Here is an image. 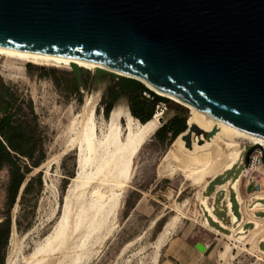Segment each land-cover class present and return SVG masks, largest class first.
I'll return each instance as SVG.
<instances>
[{
	"label": "water",
	"instance_id": "1",
	"mask_svg": "<svg viewBox=\"0 0 264 264\" xmlns=\"http://www.w3.org/2000/svg\"><path fill=\"white\" fill-rule=\"evenodd\" d=\"M0 45L125 71L264 137V0H0ZM72 67L81 81L88 69ZM96 76L176 102L105 69Z\"/></svg>",
	"mask_w": 264,
	"mask_h": 264
},
{
	"label": "rangeland",
	"instance_id": "2",
	"mask_svg": "<svg viewBox=\"0 0 264 264\" xmlns=\"http://www.w3.org/2000/svg\"><path fill=\"white\" fill-rule=\"evenodd\" d=\"M28 63H32L33 66L29 67ZM51 69L57 71L60 84H57L52 78ZM96 70L97 68L94 70L88 69L87 73L83 74L86 77L85 82L87 84L81 85L84 82L83 79L78 81L80 89L76 92L74 91L73 83L76 75L72 68L21 62L0 56V76L14 91H17L27 101L31 100L33 102L44 133V145L47 151L46 160L53 157L50 166L45 164L41 169L35 168L27 177L29 179L41 173L43 179V188L39 194L35 212L29 216L28 220H25V225L31 223L30 228L24 230L17 228L16 218L21 208L20 198L17 199L11 209L12 232L6 259L11 248H16L15 252H18L16 264H21L22 258L28 255L36 245L47 237L62 219L66 194L72 177L76 175L78 164V150L76 148L69 149L64 155L61 154L66 148V142L70 136L69 127L73 119L72 112L80 111L85 97L89 95L93 98L96 111L95 117L98 124L103 119L106 122L111 119L112 111L107 117L104 114L105 102L108 100L106 96L108 89L118 79L111 80L108 76L97 77ZM117 72L123 75V72L119 70ZM145 92V95L153 97L149 92ZM183 102L188 104L186 101ZM120 104L121 106L124 105V109H129L125 96L121 97L114 107L116 105L120 106ZM181 105L184 104L171 100L160 101L155 113L165 112L163 115L165 123L177 114L176 108L181 107ZM184 106L189 114L190 106ZM196 123L214 127L203 121ZM118 124L120 129L127 127L125 118L121 116H118ZM196 133L200 136L203 134L207 141L205 143H209V138H207L205 131L200 129ZM220 133L223 134L221 130ZM171 138L162 142L158 138L157 133L154 132L144 141L130 166V170H133V175L119 200L116 217L114 216L113 218L112 216L109 218L111 225L108 222V226H112L111 229L109 230V227L105 226L107 229H104L105 231L103 232V228H105L103 226L100 232H96L99 242L94 236L95 234H91V238L89 237L87 240L88 245L86 244L90 247H85V249L81 250V252H84L81 264H84L86 260L85 264H152L159 235L166 223L177 215L168 205L173 200L182 201L184 199H187L184 214L159 249L156 264H165L169 246L174 238H180L189 245H195L197 242L209 245L207 252H205L208 258L205 257V259H209L210 264H264V239L256 249L253 248L255 242L264 234V217L261 218L263 220L252 218L253 210L247 207L246 220L254 219L255 225L248 223L246 227H243V222H240V219L234 214L233 221H239V227L237 223H233L229 225L230 228H223L214 222L207 212L203 214L204 206L197 195L198 192H202V195H204V191H201V184L205 180L209 179L211 181L218 177L215 182H222L226 179L235 178L242 170L243 165L235 164L231 169L224 170L226 167L225 161L224 168V164L214 168L218 163V159L214 156V153L208 150L206 144L203 149H199L195 145L193 150L187 152L186 142L184 141L183 144L178 142L174 146L178 153L182 154V158H179L175 150L168 145ZM98 139L104 140L103 137ZM246 142L248 141L240 139L235 144L236 156L240 154L239 158L242 157L241 151ZM187 145H191V139ZM249 148L250 146H248ZM221 149L223 151L222 142ZM90 170H92V166ZM222 170L224 171L219 173ZM225 172L226 174H224ZM214 175L217 176L214 177ZM242 179L243 177H240L238 180L237 191L239 192V199L244 202L246 194L242 190ZM8 183L9 171L5 167L0 170V221L8 210L6 205ZM221 186L227 187V184ZM213 189L214 183L210 185L208 192H212ZM89 195L87 194V197ZM260 196L262 195H258V197ZM233 199L235 202L234 209L237 212V202L235 197ZM30 200L32 205L34 197H30ZM262 202L258 200L254 209L264 207ZM208 209L211 215L217 219L212 205ZM216 213L220 217H224L225 221H229V218L225 217V212L217 210ZM259 214L264 216V213ZM205 216H208L211 224L205 219ZM214 226L220 229L221 232L217 231ZM74 235V238L70 240H76L75 244L73 242L71 245L70 242L69 255H72L68 256V259L67 257L63 259L59 254H55L54 258H52L53 256L51 257V260L58 257L56 258L57 260H54V264H60L61 262V264H69L72 261V257H76V253L80 252L78 245L81 242V239H79L81 234L79 235L77 232ZM89 241L91 245L96 242L98 244H94L95 247L92 248L93 245L91 246ZM73 245H76L75 248ZM78 247L79 249L77 250ZM87 249L90 252H87ZM72 250H77L73 252L75 255L71 252ZM89 255L90 257H88ZM51 260H48L50 264Z\"/></svg>",
	"mask_w": 264,
	"mask_h": 264
},
{
	"label": "bare ground",
	"instance_id": "3",
	"mask_svg": "<svg viewBox=\"0 0 264 264\" xmlns=\"http://www.w3.org/2000/svg\"><path fill=\"white\" fill-rule=\"evenodd\" d=\"M0 56L16 59L21 62H33L36 64L54 65L72 69L73 63H76L78 66H80V68L84 67L90 70H94L96 68H108L105 70L113 72L124 79H134L143 82L148 91H153L160 96L171 98L176 102H181L188 107L190 106L189 116L191 118V123L188 121V124L190 123V127L187 128L189 129V132L186 136H190L192 141L191 133L194 129L197 130L198 128L205 131L207 136L214 134L215 143L220 147L222 141V148L225 153L224 162L226 161V167L224 170L231 169L238 159H240V154L236 156L235 152V144L238 140L241 139L258 144L264 142V137L261 135L244 131L233 125L220 121L202 109L196 107L189 100L165 93L150 83L138 78L137 76L119 70L123 72L122 75L117 72L118 69L106 66L104 64L90 62L69 56L40 53L1 45ZM183 101L188 102V104ZM123 106H121V104L120 106L116 105L112 110L111 119L109 122H106V120L103 119L102 122L98 124L97 118L95 117L96 111L93 98L92 96L87 95L80 111L72 112L73 119L69 127L70 136L66 142V148L61 154L64 155L67 151H69V149L76 148L78 150V164L76 175L72 177L71 184L66 194L62 219L47 237H45L38 245H36L34 249L28 253V255H25L22 258L21 264H50V261L48 262V260H51L52 256V258H54L55 254H59V256L63 259H65V257L68 259V256L72 255H69L70 242L72 245V243L74 242L75 244L76 241H70L72 238H74V234L77 232L79 235L81 234V238H79L81 239V242L79 241L80 244H77L80 247L79 251L81 252V250L85 249V247H90L87 246V240L90 236H92L91 234L94 233V236H96L97 239L96 232H100L103 226L107 227L109 218L112 216L114 218L115 214H117L116 212L118 209L119 200L128 187L130 178L133 175V170H130L132 161L139 152L144 141L151 133L156 132L157 129L162 125L164 121L163 115L165 113L157 112L153 118L147 122H142L132 113H130L128 109H124ZM118 116L125 118L127 127H122L121 129L119 128ZM199 121H203L204 123H208L214 127H208L204 124L195 123ZM220 130L223 132V140L221 139ZM196 135L198 134L196 133ZM102 137L104 140L98 139ZM246 143L243 150L241 151L242 155L245 151V147L247 145ZM52 161L53 157L45 160L37 169H41V167L45 164L50 166ZM91 166L92 170H90ZM48 169L50 168L48 167ZM224 170L219 171V173H222ZM216 176L217 175H214V177ZM239 178L233 181V186L236 190L238 188ZM209 183V179L205 180L201 184V191H205ZM87 194L90 195L87 197ZM197 195L203 206L207 207V209L211 207V204L209 203V197L202 195V192H198ZM186 201L187 199L182 201L173 200V202L168 205V207L173 209L177 215L173 216L166 223L164 229L159 235L156 241V250L152 264L157 263L159 249L163 246L167 237L173 232L178 220L183 216ZM262 203L264 204V202ZM106 227L103 228V232L107 229ZM111 227L112 226L109 227V230ZM15 236L17 235L15 234ZM90 241L92 242L91 239ZM99 241L100 240H98V242ZM94 244L98 243H93V246L90 243L92 248L95 247ZM75 246L76 245H73L74 248ZM15 249L11 248L5 264L17 263L16 255L18 252H15ZM77 250L74 251L76 252ZM74 251L72 250L71 252L73 253ZM86 251L88 252L89 250L87 249ZM80 252H78V254L76 253V257H72V261L70 262L71 264L82 263L81 259H83L84 252ZM73 254L75 255V253ZM88 257H90V255ZM56 258L58 257H55V259ZM54 260H51V264H54Z\"/></svg>",
	"mask_w": 264,
	"mask_h": 264
},
{
	"label": "trees",
	"instance_id": "4",
	"mask_svg": "<svg viewBox=\"0 0 264 264\" xmlns=\"http://www.w3.org/2000/svg\"><path fill=\"white\" fill-rule=\"evenodd\" d=\"M29 67L33 66L28 63ZM53 70V71H52ZM51 76L57 84H60L59 76L55 69H51ZM85 82L86 77L82 76ZM74 91L78 92L80 85L77 77L74 80ZM126 97L129 106V112L132 113L142 122H147L155 116L156 107L159 104L154 97H149L137 90L131 94L119 92V82L108 89L105 102L104 114L106 117L113 110L114 105L121 97ZM177 114L161 125L155 133L158 138L165 142L170 137L168 143L175 150L177 157L182 158V154L178 153L174 147L176 144L186 142L185 136L189 132L190 127L189 114L184 107L176 108ZM188 121L190 122L188 125ZM196 123V122H195ZM187 129V130H186ZM191 145L187 146V152L195 148L205 147L206 138L203 134L196 135V130L192 131ZM209 143L206 144L208 150L214 153L218 159V163L214 168L224 164L225 155L221 147L215 143L214 135L207 136ZM223 140V134L221 133ZM195 142V143H194ZM222 142V141H221ZM47 158V151L44 145V133L41 128L39 115L36 112L34 104L31 100L27 101L17 91L5 83L0 76V170L7 167L9 171V183L7 186V202L8 207L4 218L0 221V264H5L7 248L12 232V215L11 209L15 205L19 196L20 190L27 181L21 197H20V212L16 218V225L19 230L28 229L31 223L25 225V220L34 214L36 203L39 194L43 188V179L41 173L37 176H32L29 179L28 175L33 169L38 168ZM28 179V180H27ZM30 197H34V202L30 204ZM30 204V205H29ZM30 207V208H29Z\"/></svg>",
	"mask_w": 264,
	"mask_h": 264
},
{
	"label": "built area",
	"instance_id": "5",
	"mask_svg": "<svg viewBox=\"0 0 264 264\" xmlns=\"http://www.w3.org/2000/svg\"><path fill=\"white\" fill-rule=\"evenodd\" d=\"M246 147H245V151L242 155V157L240 159H238V161L235 164H242L243 168L240 171V173L238 174V176L236 177H243L242 182H243V186H242V190L244 191V193L246 194V198L244 199V202H242L239 199V192L234 188L233 189L235 191V199L236 201L239 203L240 205V222H243V226L246 227V224L248 223H254V219H247L246 220V208L248 207L250 210H253L252 213V218H256V219H261L262 215H260L259 213L264 212V208H256V203L258 200H261L264 202V142L262 143H254V142H250L248 141L246 143ZM248 146L252 147L254 146L255 148L253 149V151L250 153L249 155V159L248 161H246V155L248 152ZM251 187V190L249 192H247V187ZM224 195L220 200V208L223 209H227V211H230L232 208V201H231V195L230 193H228L227 189H224ZM243 194V192H242ZM258 195H262L260 197H258ZM213 207V212L215 211V203L212 204ZM208 213L209 216L215 221V218L211 215V212L209 209H207V207L204 206V210H203V214ZM205 219L209 222V218L208 216H205ZM233 216L231 217L232 223H237V226L239 227L240 222L239 221H233ZM210 223V222H209Z\"/></svg>",
	"mask_w": 264,
	"mask_h": 264
},
{
	"label": "crops",
	"instance_id": "6",
	"mask_svg": "<svg viewBox=\"0 0 264 264\" xmlns=\"http://www.w3.org/2000/svg\"><path fill=\"white\" fill-rule=\"evenodd\" d=\"M224 174H226V172ZM236 177L232 179H226L225 181H222V182H215L218 178L216 177L210 181L206 190L204 191V196L209 197L210 204L212 205L213 203H215L216 209L214 213L217 216V219L213 221L218 223L223 228H230L229 225H231L232 223L231 217L234 214L237 216L238 219H240V205L236 201L237 202V212H236L234 209L235 202L233 199L235 195V191L233 189V181L236 179ZM213 183H214L213 191L208 192L210 185ZM223 184H227V187L221 186ZM222 188L227 189L228 193H230L231 195L232 208L230 211H227L226 208L223 210L220 208V205H219L220 201L218 202V200L219 198L221 200V195H224V190ZM250 190H251V187L250 186L247 187V192H249ZM217 210L225 212V217L229 218V221H225L224 217H220L216 213ZM261 213H264V212H261ZM209 222L211 224L210 219H209ZM214 228L217 229V231L221 232V230L218 229L216 226H214ZM207 250L205 252H207ZM205 252H202L199 249H197L195 245H189L188 243H184L180 238H174V240L172 241V244L169 246L168 256H167V259H165V264H210L209 259H205V257L208 258Z\"/></svg>",
	"mask_w": 264,
	"mask_h": 264
}]
</instances>
